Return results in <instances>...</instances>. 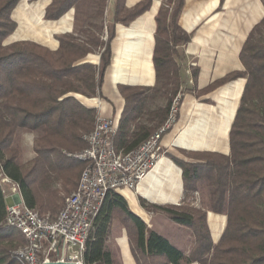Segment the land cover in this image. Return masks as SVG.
<instances>
[{"label": "trees", "instance_id": "16d2710c", "mask_svg": "<svg viewBox=\"0 0 264 264\" xmlns=\"http://www.w3.org/2000/svg\"><path fill=\"white\" fill-rule=\"evenodd\" d=\"M20 1L0 0V264H21L16 252L27 243L19 229L4 223L8 201L2 176L19 185L27 206L41 212L62 208V189L78 185L86 165L68 154L84 149L83 135L93 130L97 117L95 109L68 94L103 97L116 24H130L153 3L141 0L128 8L125 0H116L113 22L103 39L109 0H52L46 19H59L75 7L79 17L83 10L86 27L61 36L58 50L53 51L34 41L5 44L16 29L12 12ZM184 5L185 0H166L156 15V86H119L126 103L115 140L118 150L132 151L157 131L182 92L178 49L192 40L180 24ZM96 51L99 64L81 62ZM239 57L242 71H232L197 93H210L239 77L247 79L230 129V153L182 151L189 160L171 156L183 169L186 196H193L204 182L209 188V210L227 215L219 242L212 241L206 209L189 203L152 205L191 230L196 243L186 255L165 236L149 230L127 199L113 190L94 220L83 264H118L108 247L115 219L126 228L138 264H264V17L248 34ZM160 94L167 98L166 104L151 106L150 100ZM20 131L35 135L36 155L26 164L19 162Z\"/></svg>", "mask_w": 264, "mask_h": 264}, {"label": "crops", "instance_id": "0c3cea01", "mask_svg": "<svg viewBox=\"0 0 264 264\" xmlns=\"http://www.w3.org/2000/svg\"><path fill=\"white\" fill-rule=\"evenodd\" d=\"M139 1L125 0V4L131 8ZM152 1L151 8L130 24H116L111 64L105 72L102 85L103 97H88L79 93L68 95L75 96L85 107L95 109L97 114L121 119L126 102L120 85L156 86L153 54L156 15L162 0ZM51 2L21 0L12 12L16 29L6 38L5 44L34 41L56 51L61 36L76 34L86 28L81 19L83 10L80 9L79 17L75 7L59 19H46V8ZM115 2L109 0L108 3L103 39L107 38V26L113 22ZM221 15H224V20H220ZM263 17L264 5L261 0H185L180 24L192 34V40L184 46L185 53L197 55L198 73L194 82L192 78H186L185 87L189 90L182 93L178 122L162 138L163 154L157 165L141 180L136 190H118L127 199L130 209L145 221L149 230L165 236L186 255L196 243L191 230L172 220L164 211L151 206H181L189 203L193 207L206 209L212 241L217 244L221 239L227 215L209 210V188L204 182L199 184L193 196H186L183 169L171 156L189 160L182 151L230 153V129L247 79L239 77L207 94L197 95V91L232 71L244 69L239 57L241 49L252 28ZM81 62L99 64L100 52L89 53ZM30 135L34 144L35 135ZM35 155L34 152L29 161ZM56 187L62 189L61 183H57ZM76 187L68 185L62 192L71 193ZM20 199H23L21 192L7 195L8 205ZM108 247L118 264H138L131 250L128 232L118 219L113 222Z\"/></svg>", "mask_w": 264, "mask_h": 264}, {"label": "built area", "instance_id": "2783aa9c", "mask_svg": "<svg viewBox=\"0 0 264 264\" xmlns=\"http://www.w3.org/2000/svg\"><path fill=\"white\" fill-rule=\"evenodd\" d=\"M180 96L173 101L167 120L138 148L124 152L116 147L120 118L97 114L92 131L85 133L83 150L68 155L85 162L76 189L65 196L59 211L41 212L23 199L7 206L4 223L19 229L27 243L16 254L21 264L72 261L83 264L87 240L108 194L113 190L134 191L157 165L163 154L162 138L178 120ZM10 194L19 185L6 176Z\"/></svg>", "mask_w": 264, "mask_h": 264}, {"label": "rangeland", "instance_id": "374dc122", "mask_svg": "<svg viewBox=\"0 0 264 264\" xmlns=\"http://www.w3.org/2000/svg\"><path fill=\"white\" fill-rule=\"evenodd\" d=\"M165 2H166V0H162V4H164ZM219 10L226 12V10H224V9H222V10L219 9ZM224 15H221L220 20H224ZM224 33H225V35H229L228 32H224ZM184 46L185 45L180 46L178 49L179 50L178 61L180 62L181 66H182V77L184 80V85L182 88L183 92H181V94H179V96H180L179 108H180V105L182 102V96H183L182 93H185L186 91L189 90L187 87H185L186 86V84H185L186 78L187 79L192 78V80L194 82L195 77H196L195 72L198 73V71H197V68H198V62H197L198 57H197V55L186 54ZM151 94H153V92ZM166 102H167V98L160 94V95L155 96L154 98H152L150 100V105L153 107H157L160 105H165ZM177 122H178V120H177ZM30 134H33V133L20 131L18 134V137H17V145L20 146V149H21V155L19 158V162L21 164H26L27 162H29V158L34 153L32 140L30 139V138H32V135H30ZM34 139H35V137H34ZM2 186H3L5 194L9 195L11 192L10 187L8 188L7 184L6 185L2 184ZM57 188H59V187H57ZM60 195H61V198H63V202H64L65 196H67L69 194L61 192Z\"/></svg>", "mask_w": 264, "mask_h": 264}, {"label": "water", "instance_id": "95a60500", "mask_svg": "<svg viewBox=\"0 0 264 264\" xmlns=\"http://www.w3.org/2000/svg\"><path fill=\"white\" fill-rule=\"evenodd\" d=\"M43 264H77V263L72 261H53V262H45Z\"/></svg>", "mask_w": 264, "mask_h": 264}]
</instances>
